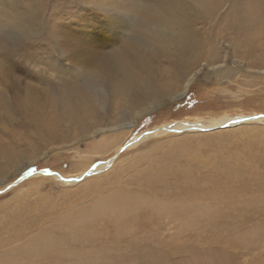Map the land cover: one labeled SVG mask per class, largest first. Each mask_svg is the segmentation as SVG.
Wrapping results in <instances>:
<instances>
[{
    "label": "rangeland",
    "instance_id": "rangeland-1",
    "mask_svg": "<svg viewBox=\"0 0 264 264\" xmlns=\"http://www.w3.org/2000/svg\"><path fill=\"white\" fill-rule=\"evenodd\" d=\"M73 26L109 35L101 57L118 66L68 61ZM251 116L264 117V0H0V264H264V119L126 146L166 123Z\"/></svg>",
    "mask_w": 264,
    "mask_h": 264
},
{
    "label": "bare ground",
    "instance_id": "bare-ground-1",
    "mask_svg": "<svg viewBox=\"0 0 264 264\" xmlns=\"http://www.w3.org/2000/svg\"><path fill=\"white\" fill-rule=\"evenodd\" d=\"M157 16L161 17L160 14H157ZM78 31H80V29L79 28L77 29L74 26L71 27V28L64 27L63 30H62V34L64 36H69L66 39L67 41H63V42H65L67 44L66 48H67V51H68L67 54L69 55V57L67 56L66 59L68 61H70V62L72 61L76 66L78 65L81 68L82 67L83 68H86V67L87 68H91V69L97 71L98 73H105L107 71L110 72L111 69L113 70L114 68H116L118 66V64H119L118 63V59L119 58L117 59V57H114V56H109V57L103 56V57H101L103 55V53H104L102 44L107 43V44L104 45L105 47H106V45H108V41H110V38H109L110 36L109 35L106 34L107 40L98 41L95 38H92L91 36H89L88 33H85L83 31L78 33ZM74 33H76L77 35L75 36ZM73 34H74V37H72ZM68 40H71L72 42L68 41ZM183 70H179L178 68L171 69L172 77L173 78H176V77L178 78L179 76H182L181 72H183ZM221 72L223 73L224 70H222ZM127 74H125L127 76L126 79L123 78L124 82L122 83V85H127L126 87L127 88L129 87L130 92H132V91L133 92H138V94H137L138 96L145 95L147 97L148 94L155 95V98H153V102L155 104L158 103L157 99H159V97H158V95H156L155 91L152 88H150L149 84H145L144 86L143 85L139 86L138 84H135L134 81H131V79H128L129 78V74L128 75ZM183 77H184V75H183ZM181 79H183V78H181ZM190 81L191 80H188V81L186 80L185 86H184L183 90L181 91V93L177 92V95H175L176 94V92H175L174 93L175 97L166 98L165 100L162 101V103L163 104L166 103V102L169 103V102H172L174 100H177V99L181 98V96L185 94ZM170 85H167L168 89H165L166 92H168V93L173 91L172 90V86H173L172 83ZM161 91L163 92V89H161ZM162 92H161V96H162ZM131 95H133V94H131ZM149 106H150V108H152L153 107V103H149ZM157 107H160V106H157ZM148 109L149 108L146 107L144 109H140L141 110L140 112L137 111V113L134 115L135 119L133 118V120L130 121V123L128 122L129 125L126 128L130 129L133 125H135V123H137L139 117L143 113L147 112ZM39 116H42V115H39ZM241 116H243V115H241ZM260 117L261 116H251L249 118L248 117H239V118L238 117H228V118L219 117V118H209L207 120H203V119L201 120L200 119V120H195L193 122L177 121V122L168 123V124L166 123V124H164L162 126H159L158 128L156 127L153 130H151V131H147V132L142 133L141 135L135 137L132 141H130L128 144H126V146H127V148L128 147L131 148V146H134L137 143L142 142L143 140L145 141L147 138L149 139V137H151V136L154 137V136L168 134L167 132H170V131L180 132V131H183V130H192V131L193 130H198V131H201V130L202 131L213 130V129H219L221 127H231V126L239 124L241 121H244L246 119H252V118H255L256 122H262L263 119H260ZM38 120H40L39 128L41 129V131H43V135L44 136H47L48 139H52L54 141H59L60 140L59 138H61V137L57 136V134L55 133V129H54L55 124L53 122L46 121V119L43 116H42L41 119L38 118ZM100 128H104V129H106V131H108V128H106V126L105 127L103 126V127H99L97 129H95L94 134L96 132L100 131ZM115 128L111 129V130L113 131V130H115ZM126 146H125V148H126ZM120 149L121 148L117 149V153L120 151ZM0 151L4 152L5 149L3 147H0ZM100 153H101V151H100ZM84 162H86V161H84ZM85 164H87V163H85ZM108 165H109V163H107V162H104V161L103 162H99L97 165L94 166L93 170L97 171V172H101L106 167H108ZM82 175H85V173H83ZM53 177L54 178H58V179H60L62 181L67 180V179L62 178L61 176H58V175H54Z\"/></svg>",
    "mask_w": 264,
    "mask_h": 264
},
{
    "label": "snow or ice",
    "instance_id": "snow-or-ice-1",
    "mask_svg": "<svg viewBox=\"0 0 264 264\" xmlns=\"http://www.w3.org/2000/svg\"><path fill=\"white\" fill-rule=\"evenodd\" d=\"M260 119H264V117H260ZM29 171L31 172V169Z\"/></svg>",
    "mask_w": 264,
    "mask_h": 264
}]
</instances>
